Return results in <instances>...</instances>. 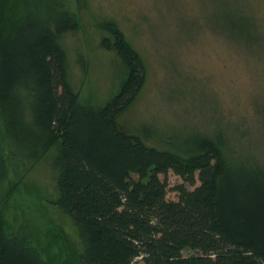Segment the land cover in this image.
<instances>
[{
  "label": "trees",
  "instance_id": "trees-1",
  "mask_svg": "<svg viewBox=\"0 0 264 264\" xmlns=\"http://www.w3.org/2000/svg\"><path fill=\"white\" fill-rule=\"evenodd\" d=\"M103 29L110 36L102 46L127 75L99 106L82 102L71 83L64 40L80 23L69 0H0L8 147L0 146V207L12 193L10 164L30 169L55 150L53 204L76 228L74 264H264V158L241 155L220 132L159 149L121 131L117 118L138 97L148 68L117 23ZM170 172L184 181L176 200L168 198ZM34 238L12 230L0 211V264H59Z\"/></svg>",
  "mask_w": 264,
  "mask_h": 264
},
{
  "label": "rangeland",
  "instance_id": "rangeland-1",
  "mask_svg": "<svg viewBox=\"0 0 264 264\" xmlns=\"http://www.w3.org/2000/svg\"><path fill=\"white\" fill-rule=\"evenodd\" d=\"M69 6L80 30L64 45L82 102L105 105L126 78L121 59L102 46L110 36L103 23L111 20L148 68L138 97L117 118L121 131L159 149L220 132L241 155L264 158V0H69ZM0 146L8 151L1 120ZM56 154L30 169L10 164L12 193L0 211L12 230L40 237L59 264H74L76 228L53 204ZM167 180L168 198L176 200L174 188L184 181L173 172Z\"/></svg>",
  "mask_w": 264,
  "mask_h": 264
}]
</instances>
